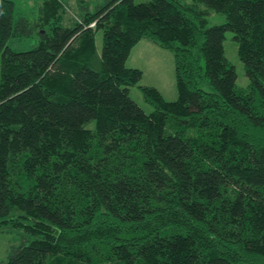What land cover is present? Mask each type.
<instances>
[{
  "label": "trees",
  "instance_id": "16d2710c",
  "mask_svg": "<svg viewBox=\"0 0 264 264\" xmlns=\"http://www.w3.org/2000/svg\"><path fill=\"white\" fill-rule=\"evenodd\" d=\"M77 4L67 27V0L18 21L0 0V229L25 232L5 264H264V0ZM143 40L173 53L178 92L141 87L149 114L127 67Z\"/></svg>",
  "mask_w": 264,
  "mask_h": 264
},
{
  "label": "rangeland",
  "instance_id": "374dc122",
  "mask_svg": "<svg viewBox=\"0 0 264 264\" xmlns=\"http://www.w3.org/2000/svg\"><path fill=\"white\" fill-rule=\"evenodd\" d=\"M15 3V21L26 16L30 20L37 17L39 6L45 0H11ZM65 1V0H64ZM92 4L99 2L106 3L107 0H86ZM152 0H134L135 4L147 3ZM187 3H192L193 0H183ZM205 9V7L201 6ZM62 23L64 26H74L76 16H79V6L77 0H67V10L61 11ZM208 25L223 24L225 19L222 15L211 12L208 17ZM97 48L99 53L103 47V32L99 31L96 34ZM38 44V40L33 36H17L9 40L8 46L16 52H23L34 49ZM225 53L227 59L235 66L237 72V86L239 88H247L249 80L246 76L243 63L238 56V46L234 41V35L227 32L225 35ZM127 67L131 69H139L143 72L141 82L130 89L131 98L146 112L151 113L153 107L149 105L142 94L141 87H154L162 94L168 102H173L178 99L176 88L174 56L170 50L163 49L158 45L149 41H141L133 50L130 58L127 61ZM0 75H1V59H0ZM24 231H17L12 228L0 229V264H5L7 254L10 248L14 245H19L24 240Z\"/></svg>",
  "mask_w": 264,
  "mask_h": 264
}]
</instances>
